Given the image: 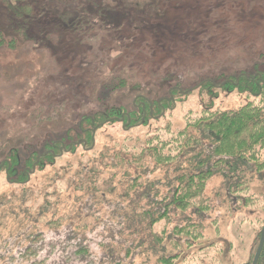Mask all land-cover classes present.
I'll return each mask as SVG.
<instances>
[{
    "label": "trees",
    "instance_id": "1",
    "mask_svg": "<svg viewBox=\"0 0 264 264\" xmlns=\"http://www.w3.org/2000/svg\"><path fill=\"white\" fill-rule=\"evenodd\" d=\"M172 2L175 6L170 5ZM229 2L211 0L209 10L197 23L198 31L207 27L206 19L212 11L216 20L218 12L227 9ZM174 8L178 12H193L196 8L193 18L201 10L191 0H0V12L5 9L7 22L0 29V49H16L13 44L16 40L36 43L37 46H31L47 51L48 61L55 66L63 62L68 66L66 59H60L61 52L67 50L70 57L86 67H94L99 79L105 75L103 70L108 64L103 53L96 52L104 41L101 32L105 30L109 31L106 41L118 42L127 62L119 64L106 81L91 83L94 89L89 87L92 91L87 95L84 86L78 89L80 94L75 86L74 93L80 101L87 96L89 100H97L99 106L98 109L86 106L90 111L77 119L76 128L69 129L64 138H43L38 128L41 121L31 128L30 136L37 133L28 143L12 137L18 130L13 128L11 118L0 131V151L5 149L6 153L0 159V175L9 190L0 195V212L11 216V229H5L6 238L4 230L0 232L1 264H147L150 255L157 258L158 264H175L182 257L185 244L204 236L201 225L207 218L202 214L209 208L199 206L204 204L200 201L208 182L221 177L229 195L240 202L238 194L248 187L250 174L256 170L261 178L264 51L253 58L254 48L248 45L250 42H244V52L249 56L252 53V60L240 56L224 61L207 58L204 61L210 69L206 75L196 74L187 79L185 73H191L193 64L201 61L198 57L201 53L189 39L181 41L172 31L167 33L164 21L156 22L165 20ZM194 22L195 19L187 22L190 37L195 33ZM209 26H220V36L212 27L199 34L203 41L199 51L204 57L213 45L233 38L229 24L216 20ZM126 27L130 32L127 36ZM223 30L228 34L224 38ZM141 38L147 39L148 46L142 47ZM243 40L239 36L238 41ZM136 48L144 50L143 57L147 58L165 54L153 77H159L157 84L165 85L163 90L172 100L205 88L210 93L213 89L222 91L224 97L238 94L243 98L237 107H218L214 103L217 91L212 94L209 106H201L184 116L183 127H159L166 115L164 103L169 101L160 94L152 98L141 90L145 88L142 86L150 87L153 78L142 75L141 64L127 61ZM227 48L229 45L224 46ZM186 58L196 59L193 63L187 61L185 66ZM213 64L216 66L212 68ZM59 69L58 80L66 79L69 72L61 66ZM64 87L62 91L70 93ZM126 89L135 100L132 113L101 102L112 90ZM118 126L120 130L114 133V140L98 135L101 128ZM76 151L81 153L77 164H62L50 177L49 186L45 189L31 186L37 173L55 167L57 161ZM64 182L68 185L64 190L53 188L64 186ZM250 199L255 197L246 198V206ZM193 208L196 211L193 214L199 216L197 223L188 218ZM175 216L180 218L169 229ZM183 223L186 224L182 226ZM263 225L264 220L257 233L256 249L247 264L254 260ZM44 229L53 230L55 237L46 238ZM14 248L18 257L13 255ZM170 248L174 253L166 254ZM258 264H264V248Z\"/></svg>",
    "mask_w": 264,
    "mask_h": 264
},
{
    "label": "rangeland",
    "instance_id": "2",
    "mask_svg": "<svg viewBox=\"0 0 264 264\" xmlns=\"http://www.w3.org/2000/svg\"><path fill=\"white\" fill-rule=\"evenodd\" d=\"M205 1L207 4H205ZM174 2L170 5L175 6ZM182 2L186 3L184 1ZM191 4L197 5V8L201 9L198 10L199 15L196 18L192 17V13L196 11V8L193 12H184L182 10L181 12H178L175 10L176 8H174L168 13L169 15L165 20H156V22L161 23L164 21L168 28L167 33L172 31L173 36L178 37L181 41L189 39V42L192 43L193 47L201 53V55L198 56L201 61L193 64L194 66L191 69V73H185V75L188 76L187 79L194 78V75L196 74L206 75L210 67L205 63L204 59L215 58L224 61L225 59L232 60L240 56L249 60L253 54V58H255L258 54L263 53L264 0H231L227 9L222 8L218 12L216 20L229 24L231 28L229 34L232 35L233 38L227 39V43L213 45L212 49L210 47V51L206 53V57H204L202 51H199L200 47L203 48V41L201 42L199 37L203 33V30H207V27H209L210 30L212 28L215 31L217 30L219 37V30L221 27L215 26L214 28L209 26L216 21L214 12L212 11V14L206 19L207 27L198 31L197 23L203 14H206L205 12L209 10L211 0H191ZM246 10H250V12L247 13ZM245 13H247V16H245ZM212 15L214 18L211 17ZM192 19L196 20L193 25L195 27V33L193 37H190L186 27L188 26L187 22ZM6 23V12L4 9V11L2 10L0 12V29L3 25H6ZM127 27L124 29L125 36L130 33ZM241 32L242 35L240 34ZM101 33L103 35L101 40L104 39V41L101 42L102 45L99 44L100 50L97 49L96 52L98 54L102 52L103 57L108 59L107 68L103 70L105 75L102 78H99L103 82L110 78L111 72L118 68L119 64L125 62V57H123L124 55H122V51H120L121 48H119L118 42L116 44L115 41H110L109 39L106 41V38L109 37V31L102 30ZM223 35L225 36L228 34L223 30L222 37L224 38ZM239 36L244 37L243 42L238 41ZM182 37H184V39H182ZM218 37L215 36L213 38ZM114 40H117V38ZM141 40L143 42L142 47L144 45L148 46L147 43H145L147 42V39L141 38ZM163 40L164 39L162 38L161 41ZM244 42H250L248 45L254 48L255 52H253V54L251 53L250 56L249 54L246 55L244 52ZM13 44H16V49L14 50H6L5 48L4 50L0 49V131L6 127L8 120L11 118L15 123V127L13 126V128L18 130V134L16 133L12 135V137H17L18 141H21V143H28L26 141L33 140L37 133L36 132L33 136H30L31 128L36 126L37 123H39L38 121H41L42 124L38 128L40 130L39 133L43 138L49 137L54 140L62 139L70 132L69 129L72 127L76 128L77 119H80L82 114L90 111L86 106H89L92 109H98L99 104L97 100H89L86 96L83 101L87 104H84L74 93L75 86L77 87V94H80L78 93V89L80 90L83 86L86 95L88 94V91L94 89L90 84L100 81L95 77L94 67L91 65L86 67L85 63H81L79 60L70 57L69 52L65 50L61 52L63 57L60 59H66L65 62L68 66H65L63 61L64 66L63 64H60V66L62 70L66 69L67 72H69V76L67 75L65 77L66 79L58 80L59 78L57 76L61 70L59 69L60 66L59 64L56 66L52 63L50 64L47 59V51L41 50L39 46L32 47L33 45L37 46L36 43L32 42L16 40ZM159 44L163 43L160 42ZM170 44L177 45L176 42H171ZM226 45H229V48L224 49V46ZM204 48H206V46H204ZM181 50H184V48H181ZM143 51L144 50L139 48L134 49L127 61L131 60L135 61L137 64H141L140 69L142 75H148L149 78H153L151 86H142L145 88L141 90H146L152 98H154L156 94H160L161 98H166L169 101L164 103L166 107V112L164 113H166V115L158 123L159 127L165 128V126L168 125L173 126V128L183 127L184 116L190 111L199 110V107L201 106H209L212 102V94H215L217 91L218 97L215 98L214 103L215 105H218V107H237L239 105L238 102L243 98L238 94L224 97L221 95L222 91L213 89L212 93H210L209 89L205 88L187 93L186 95H179L172 100L167 97V92L163 90V86L165 85L157 84L159 77H156L155 79L153 77V72H157V69L159 70L165 54H156L153 58H147L143 57ZM90 57L89 53L88 58ZM142 57L147 61L144 62ZM253 58H251V60ZM195 59L196 58L189 60L186 58L183 64L186 66L189 62L193 63ZM211 66L213 68L216 65L213 64ZM147 81L150 82V80ZM64 86L69 88L70 93L67 91L65 94L62 91V88L65 91ZM89 87L92 88V90H90ZM127 90L130 91L129 89H126L123 92L112 90V92L109 93L105 99L101 100V102L120 107V109H123L127 114L132 113L133 110H131V106L134 104L135 100L132 101V95L128 93ZM143 93L144 92L141 94ZM36 116L38 119L35 118ZM119 130V126L117 129L116 127H110L109 129L101 128L98 135L105 138L112 137V140H114V133ZM146 131L147 129L145 128L144 132ZM135 132L137 131L135 130ZM3 133L5 136L4 131ZM73 134L70 133V135ZM10 135L11 134L9 133V136ZM99 136L97 137L99 144L101 145L102 141L99 140ZM0 147H2V145H0ZM78 150H81V148ZM5 154V149L1 150L0 159L3 158ZM79 154L81 155L80 151H76V154L67 155L64 159L57 161L55 167L51 165L52 167H48L46 170L37 173L32 179L31 186L38 189H45L51 183L52 180H50V177L54 176L55 170L59 167L61 168L62 164L68 162L69 164L72 163V165H76L77 158L80 156ZM250 175L251 176H249L247 182L248 187L238 194L240 202L232 197L234 195H229L227 188L223 186L221 177H214L208 182L202 200L200 201V203L204 202V204H200L199 206L200 208H209L208 211L204 210L205 214H202L205 219L207 218V220L201 225V231H203L204 236L191 242V244L189 242L185 244L182 257L175 264H247L250 261L256 249L257 233L261 222L264 220V172L261 175V178L256 170ZM54 186L58 189L61 188L64 190L68 185H66V183L64 186L60 184L53 185V188H55ZM6 191L9 192L8 187L4 185L3 176L0 175V195L4 194ZM251 197H255V200L250 199V203L246 206V198ZM194 212H196L194 211V208L189 211L188 218L197 223L199 216L193 214ZM4 215L5 213L0 212V232L4 230L3 238H6V232H8V230L5 231V229L8 227L11 229V220L9 218L11 216ZM179 218L180 216L173 217L174 222L171 223L168 228H174ZM185 224L186 223H183L182 226ZM42 226L44 225L42 224ZM44 230L46 231V238L52 239L55 237L53 230ZM12 231H14V229ZM2 246H4V244ZM173 253L174 250H171L170 248L169 252L166 254ZM13 255L16 257L19 256L16 248L13 250ZM141 259L142 257H140L138 261ZM147 261V264H158L155 256H147Z\"/></svg>",
    "mask_w": 264,
    "mask_h": 264
},
{
    "label": "water",
    "instance_id": "3",
    "mask_svg": "<svg viewBox=\"0 0 264 264\" xmlns=\"http://www.w3.org/2000/svg\"><path fill=\"white\" fill-rule=\"evenodd\" d=\"M263 248H264V225H263V228L261 231V239H260V242H259V245H258V248H257L256 254L254 256V260H253L252 264H258L261 253L263 251Z\"/></svg>",
    "mask_w": 264,
    "mask_h": 264
}]
</instances>
